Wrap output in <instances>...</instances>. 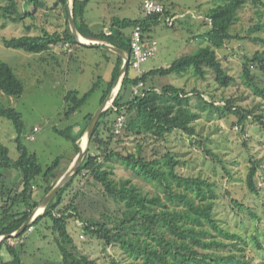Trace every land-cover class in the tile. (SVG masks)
<instances>
[{"label": "rangeland", "instance_id": "374dc122", "mask_svg": "<svg viewBox=\"0 0 264 264\" xmlns=\"http://www.w3.org/2000/svg\"><path fill=\"white\" fill-rule=\"evenodd\" d=\"M55 1L47 0V7L39 9L33 20L35 26L31 31L23 24L6 20L0 15V60L12 67L25 87L20 96L7 95L0 90V104L14 107L23 115L24 129L21 141L28 150L37 154L44 167L51 165L59 156H66L60 167L63 175L76 155L73 141L58 133V130L68 129L70 130L68 133L74 136L82 131L85 116L96 112L102 104L104 92L112 80L115 58H107L98 48L82 45L68 48L65 45L54 46L55 53L59 55L58 59H53L48 52L30 53L4 44L5 38L10 39L24 34L41 35L43 28L51 32L62 31L68 17L61 5L55 7ZM143 1L90 0L84 16L93 30L99 32L104 29L105 24L111 22L112 17L132 19L144 17V11L141 9ZM161 1L170 9L171 14L186 12L188 14L177 19L174 26H169L163 20L145 31L147 35L157 39L158 46L155 55L142 64L144 72L168 67L175 59L197 53L208 46L209 40L205 33L209 30L210 22L207 20V14L211 8L227 0ZM4 3V0H0V5ZM20 3H23L22 0ZM192 13L201 16L191 17ZM26 23L30 24L32 20L28 18ZM124 31L131 34L133 29L128 27ZM231 31L240 34L241 38L228 41L224 47L217 50L224 67L235 77L228 87H221L218 84L213 69L209 67L205 78L197 75L192 67L184 73L155 74L143 87L162 88L170 84L187 90L197 89L207 102L217 101L214 106L205 105L195 93L192 96L193 106L200 108L197 109L200 117L195 123L200 136L190 137L176 130L165 139H156L123 131L115 138L113 145L123 152H138L141 146L142 155L149 159L161 158L171 151L177 157L187 160V163L178 169L181 174L200 175L215 181L216 218L222 226L244 237L247 245H241L245 248L247 257L252 258V264H264V128L251 117L240 122L236 114L223 108L225 100L233 98L237 107L245 111L252 110L256 115L264 114V96L258 94L256 83L245 77L243 69L246 57L252 58L259 52L264 58V6L248 2L238 11ZM250 68L251 73L257 76L259 84L264 86V75L257 63ZM129 73L137 75L132 68ZM97 82L98 88L88 101L77 111L68 113L72 103L66 100V94L77 90L83 95ZM143 88L141 86L140 91ZM136 94L132 87H128L122 90L121 96L125 102ZM108 102L109 107L113 105L111 100ZM35 127L39 128L37 132H34ZM31 135H34L33 139ZM17 137L13 121L0 116V142L9 148L12 160H16L20 155ZM83 138L85 136L78 140L79 144ZM198 138L202 139L217 157L207 155L203 147L197 143ZM251 159L259 161L256 175L258 192H251L247 185ZM114 163L116 179H131L144 191L150 194L156 192L157 188L153 183L137 176L131 168L118 164L117 161ZM15 173L18 172L7 171L11 177L0 179V184L3 181L7 186L21 187L22 181L18 175L20 173ZM73 178V184L64 194L65 203L74 197L84 217L99 221L105 220L103 214L112 219L122 216V207L107 197L102 187L91 177L77 176L76 173ZM34 186V199L38 201L34 209H38L42 207L40 203L45 197L47 185L40 177ZM233 199L245 204L246 207L244 209L236 207ZM43 212L44 210L39 214ZM68 229L80 253L98 260L101 264H113V260L118 264H133L119 248L115 246L105 248L100 239L87 235L78 217L68 220ZM23 239V248L20 245V238L9 241L13 245L17 244L18 249H23V264H37L40 259L54 261L60 258L55 234L52 229L46 227L45 221L37 224L34 230H28ZM2 255L4 258L7 257L4 251Z\"/></svg>", "mask_w": 264, "mask_h": 264}, {"label": "trees", "instance_id": "16d2710c", "mask_svg": "<svg viewBox=\"0 0 264 264\" xmlns=\"http://www.w3.org/2000/svg\"><path fill=\"white\" fill-rule=\"evenodd\" d=\"M0 5V15L6 20L23 24L29 31L35 24L40 8L47 7V0H4ZM90 0H75L72 9L76 27L80 35L91 40L110 43L123 49L128 55L131 52V34L124 30L140 25L145 34L153 25L162 22L161 14H152L142 18L112 17L108 30L95 31L84 16ZM248 2L256 6H264V0H227L225 3L210 9L207 14L209 30L206 36L209 45L197 53L183 55L175 59L168 67H159L141 75H131L128 72L122 87L113 101V105L104 110L95 126L90 139L88 152L78 169L77 176L91 177L102 187L103 192L117 206L122 207V216L112 219L103 214L105 220H96L83 216L78 204L73 200L65 203L64 194L73 184L74 178L67 182L55 198L46 206L29 226L17 236L6 237L0 241V264H23V249L17 244H11V239H19L23 248V236L28 230H34L37 224L45 221L46 227L52 229L55 241L60 251L58 260L40 259L39 264H101L98 260L80 253L74 238L68 229V220L78 217L83 223V231L90 237L100 239L105 248L115 246L119 248L133 264H252L245 254L246 240L239 233L233 232L221 225L215 215V200L217 198V184L215 181L200 175H185L179 172V167L187 160L177 157L168 151L161 158H147L142 155V148L138 152H123L113 144L115 138L123 131L134 135L151 136L165 139L167 135L180 130L190 137L200 136L196 121L200 112L192 104L193 95L200 98L205 105L214 106L217 101L207 102L197 89L187 90L174 85H164L162 88L151 86L143 88L141 93L134 95L128 101H123L121 93L124 88L133 87L155 75L170 73H184L190 68L201 78L206 77L207 67L213 69L216 80L221 87H228L235 77L224 67L217 50L224 47L228 41L241 38L233 33L231 26L237 18L238 11ZM56 6L61 5L68 17V0H56ZM167 7V6H166ZM168 8V7H167ZM171 13L170 9L167 10ZM32 23H26L27 19ZM175 25V24H174ZM173 25V26H174ZM116 28V29H115ZM154 39V38H151ZM7 47L30 53L50 51L54 46L82 45L77 43L68 22L65 28L51 32L43 28L41 35L24 34L10 39H4ZM84 46V45H82ZM107 58L114 57L112 80L104 92L101 103L113 88L114 82L123 64L122 58L101 48ZM254 63L264 75V58L257 52L254 57H246L243 63L245 77L256 83L257 92L264 96V86L259 84L257 76L251 73L250 66ZM98 88V82L87 93L80 95L77 90L66 94V100L72 103L68 113L77 111ZM0 90L7 95L20 96L23 94L24 83L16 75L12 67L0 60ZM223 108L236 114L240 122L248 118L257 121L264 128V114H253L252 110L237 107L233 98L225 100ZM67 115H70L68 114ZM119 115L126 117V127L121 133H115L114 124ZM0 116L8 118L15 124L18 137V151L16 160L9 155V148L0 142V179L11 177L7 171L16 170L22 185L19 188L0 184L2 203L0 204V236L12 234L25 223L38 201L34 199V183L42 178L47 187L44 196L53 188L56 180L62 175L61 155L49 166L44 167L36 153L31 152L21 141L24 129L23 115L14 107L0 104ZM93 113L85 116L82 131L74 136L70 130H58L63 136L71 139L75 147V155L80 151L78 140L83 136ZM117 142V141H116ZM207 155L217 157L216 154L198 138ZM131 168L137 176L156 186V192L150 194L144 191L131 179H116L115 163ZM251 166L247 174V185L251 192H258L256 175L257 160L251 159ZM67 168V167H66ZM76 197V194H75ZM236 207L244 209L246 206L233 199ZM8 255L3 257L2 253ZM37 263V264H38ZM113 264H118L113 260Z\"/></svg>", "mask_w": 264, "mask_h": 264}, {"label": "water", "instance_id": "95a60500", "mask_svg": "<svg viewBox=\"0 0 264 264\" xmlns=\"http://www.w3.org/2000/svg\"><path fill=\"white\" fill-rule=\"evenodd\" d=\"M74 3L75 0H68V25L73 33V35L76 38L77 43L82 44L84 46H88V47H95V48H101L109 53H112L120 58H122L123 60V64L122 67L120 69V72L114 82L113 88L111 89V91L109 92V94L107 95L106 99L104 100V102L99 106L98 110L96 112L93 113V116L90 120V122L88 123L85 132L83 134V137L85 136L87 139L86 145L83 146L82 143L80 144V151L78 152V154L75 156L73 162L71 163L69 169L61 176V178L57 181V183L53 186V188L45 195V197L43 198L42 202L40 203V205L43 207V210H45L46 206L55 198V196L58 194V192L61 190V188L67 183L69 182L73 176L78 172L79 167L82 164V161L84 160L89 146H90V139L94 133V129L95 126L97 124V121L101 115V113L106 110L109 106L106 104L109 100H111V103L115 100L116 96L118 95L122 84H123V80L128 72L129 69V55L120 48L115 47L114 45L110 44V43H104V42H99L96 40H89V39H85L82 40L81 39V35L77 30L76 27V23H75V19L73 16V12L72 9L74 7ZM116 86H118V90L115 92L114 89L116 88ZM36 208L32 211V213L29 215V217L27 218V220L25 221V223L22 225V227L17 230L16 232L12 233V234H4L0 236V241L3 238L6 237H12V236H17L19 233H21L22 231H24L31 222H33L35 220V218L39 215L36 214Z\"/></svg>", "mask_w": 264, "mask_h": 264}, {"label": "built area", "instance_id": "2783aa9c", "mask_svg": "<svg viewBox=\"0 0 264 264\" xmlns=\"http://www.w3.org/2000/svg\"><path fill=\"white\" fill-rule=\"evenodd\" d=\"M167 10L168 8L161 0L143 1V11L146 16L152 14H161L162 20H165L169 26H173L177 19L186 17L188 14V12L171 14L168 13ZM195 16L197 17V15L194 13L191 14V17ZM157 46L158 41L156 39L146 38L140 25H137L133 28L130 40L131 52L129 54V65L137 72V75H141L144 72L142 69V64L155 55ZM141 86L142 88L144 87L143 82H140L138 85H134L132 87L133 92H137V94L141 93ZM125 127L126 117L124 115H119L114 124L115 133H121ZM38 130V127L34 128V132H37ZM31 138L33 139L34 135H31Z\"/></svg>", "mask_w": 264, "mask_h": 264}, {"label": "crops", "instance_id": "0c3cea01", "mask_svg": "<svg viewBox=\"0 0 264 264\" xmlns=\"http://www.w3.org/2000/svg\"><path fill=\"white\" fill-rule=\"evenodd\" d=\"M141 9H142V11H143V7L141 6ZM197 16H201V15H197ZM88 21V20H87ZM89 22V21H88ZM89 24H90V22H89ZM90 26H91V24H90ZM105 27H104V30L105 29H107L108 30V28L110 27L109 26V23H108V25H104ZM205 35H206V33H205ZM82 36V35H81ZM144 36L146 37V38H154L153 36H150V35H147L146 33L144 34ZM85 38V37H84ZM86 39H88V38H86ZM154 39H156V38H154ZM89 40H91V39H89ZM157 40V39H156ZM96 41H98V40H96ZM99 42H102V41H99ZM57 48V47H56ZM57 51V50H56ZM46 52H48V53H50L51 54V57L53 58V59H58V56L57 55H59V54H56L55 53V49H54V47L50 50V51H46ZM157 88V90H159V87H156ZM6 253V252H5ZM8 256V255H7Z\"/></svg>", "mask_w": 264, "mask_h": 264}, {"label": "bare ground", "instance_id": "6f19581e", "mask_svg": "<svg viewBox=\"0 0 264 264\" xmlns=\"http://www.w3.org/2000/svg\"><path fill=\"white\" fill-rule=\"evenodd\" d=\"M81 39L85 41L86 38H84L83 36H81ZM118 90V86H116V88L114 89V91L116 92ZM107 104V103H106ZM108 104H110V102H108ZM86 142H87V139L86 137L83 138L82 140V145L85 146L86 145ZM43 210V207H39L37 210H36V214H39L41 213Z\"/></svg>", "mask_w": 264, "mask_h": 264}]
</instances>
